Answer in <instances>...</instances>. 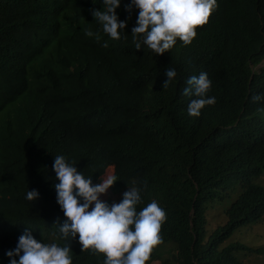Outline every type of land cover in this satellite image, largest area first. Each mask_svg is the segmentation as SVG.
Returning a JSON list of instances; mask_svg holds the SVG:
<instances>
[{
    "label": "trees",
    "instance_id": "1",
    "mask_svg": "<svg viewBox=\"0 0 264 264\" xmlns=\"http://www.w3.org/2000/svg\"><path fill=\"white\" fill-rule=\"evenodd\" d=\"M128 2L114 40L91 15L100 0H0V264L27 227L44 243H70L73 264H103L58 238L56 155L92 183L112 164V191L138 188L137 210L157 202L166 218L146 264H242L240 245L223 243L264 214V0H220L190 44L177 38L159 55L135 48ZM168 68L176 77L162 88ZM201 72L215 102L192 117L183 88ZM31 189L37 201L25 198ZM225 198L226 222L211 229Z\"/></svg>",
    "mask_w": 264,
    "mask_h": 264
},
{
    "label": "clouds",
    "instance_id": "2",
    "mask_svg": "<svg viewBox=\"0 0 264 264\" xmlns=\"http://www.w3.org/2000/svg\"><path fill=\"white\" fill-rule=\"evenodd\" d=\"M251 1L236 0V4L230 6L250 7ZM100 4V9L91 10L94 21L111 39H120L128 25V19H119L116 11L121 0H100ZM219 6L220 0H129L124 9L129 13L135 9V24L131 27L135 48L139 50L143 44L159 55L171 49L177 38L184 45L190 44L196 36V27L208 23ZM88 8L89 5L86 11ZM85 34L92 35L87 30ZM250 63L249 60L247 64ZM164 75L167 79L162 88L176 77V71L168 68ZM210 85L211 81L204 72L187 79L183 95L192 97L186 109L189 116H200L205 105L215 102V97L206 95ZM261 98L257 95L253 100ZM75 165L63 155L54 156L52 170L58 182L52 187L56 203L66 218L58 226V238L75 239L81 251L87 249L103 254V264H146L153 247L161 242L159 231L166 218L165 212L155 200L137 210L141 202L138 188L122 187L112 191L116 181L112 164L99 173L96 183H92V177H85ZM108 188L111 193L126 191L116 202L110 197L102 201L99 197ZM25 198L37 201L39 194L31 189ZM30 229L25 228L15 247L5 252L8 264H73L70 243H44L37 240Z\"/></svg>",
    "mask_w": 264,
    "mask_h": 264
},
{
    "label": "rangeland",
    "instance_id": "3",
    "mask_svg": "<svg viewBox=\"0 0 264 264\" xmlns=\"http://www.w3.org/2000/svg\"><path fill=\"white\" fill-rule=\"evenodd\" d=\"M253 180H255V178H253ZM259 181V183H264V173L261 176V180L259 179ZM236 188L239 189V184H237ZM125 191L126 190H122L118 193H111L110 189L108 188L106 193L102 194L99 198L102 201H106V199L110 197L112 202H116V200ZM229 198L233 199L232 197ZM229 202L230 199L225 198L223 203L220 204V206H217L215 209L210 210L208 214V221L211 229H214L217 226L222 225L226 222V215L224 216V209L227 207ZM210 228L208 227V229ZM231 243H236L237 245H240L241 248H237L234 250V255L236 258L241 260L242 264H264V214L257 221H253L249 224L236 228L224 240L223 244ZM244 245L250 248H258L259 251L250 252L249 250L244 249ZM151 264H160V261L153 260Z\"/></svg>",
    "mask_w": 264,
    "mask_h": 264
},
{
    "label": "bare ground",
    "instance_id": "4",
    "mask_svg": "<svg viewBox=\"0 0 264 264\" xmlns=\"http://www.w3.org/2000/svg\"><path fill=\"white\" fill-rule=\"evenodd\" d=\"M57 221V220H56Z\"/></svg>",
    "mask_w": 264,
    "mask_h": 264
}]
</instances>
